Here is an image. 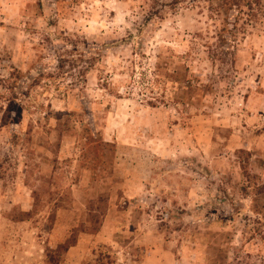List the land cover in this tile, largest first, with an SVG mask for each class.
<instances>
[{
	"label": "rangeland",
	"instance_id": "obj_1",
	"mask_svg": "<svg viewBox=\"0 0 264 264\" xmlns=\"http://www.w3.org/2000/svg\"><path fill=\"white\" fill-rule=\"evenodd\" d=\"M0 264H264V0H0Z\"/></svg>",
	"mask_w": 264,
	"mask_h": 264
},
{
	"label": "trees",
	"instance_id": "obj_2",
	"mask_svg": "<svg viewBox=\"0 0 264 264\" xmlns=\"http://www.w3.org/2000/svg\"><path fill=\"white\" fill-rule=\"evenodd\" d=\"M249 177H250V175H249Z\"/></svg>",
	"mask_w": 264,
	"mask_h": 264
}]
</instances>
